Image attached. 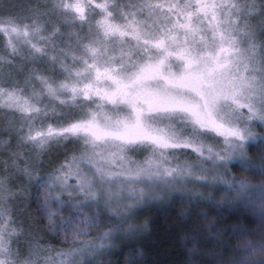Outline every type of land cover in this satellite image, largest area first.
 <instances>
[{"label": "clouds", "instance_id": "9594fccd", "mask_svg": "<svg viewBox=\"0 0 264 264\" xmlns=\"http://www.w3.org/2000/svg\"><path fill=\"white\" fill-rule=\"evenodd\" d=\"M0 264H264V0H0Z\"/></svg>", "mask_w": 264, "mask_h": 264}]
</instances>
